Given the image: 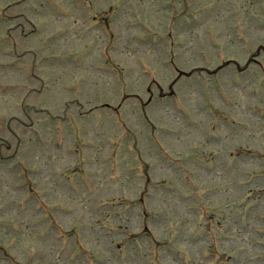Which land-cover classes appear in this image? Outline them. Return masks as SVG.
<instances>
[{
  "label": "rangeland",
  "instance_id": "obj_1",
  "mask_svg": "<svg viewBox=\"0 0 264 264\" xmlns=\"http://www.w3.org/2000/svg\"><path fill=\"white\" fill-rule=\"evenodd\" d=\"M88 1L0 0L1 167L33 187L0 191V264H264V0ZM61 139L96 161L63 179Z\"/></svg>",
  "mask_w": 264,
  "mask_h": 264
},
{
  "label": "flooded vegetation",
  "instance_id": "obj_2",
  "mask_svg": "<svg viewBox=\"0 0 264 264\" xmlns=\"http://www.w3.org/2000/svg\"><path fill=\"white\" fill-rule=\"evenodd\" d=\"M182 4H183V1H182ZM79 5H81V4H79ZM82 5H84L85 7H87V6H89V1L88 0H83V2H82ZM73 8V7H72ZM103 8V7H102ZM187 8V7H186ZM186 8H185V6H184V4H183V6H182V14H184V16L185 17H188V11H186ZM113 9V3H112V1H110L109 3H108V5H107V7L106 8H104V9H100L99 10V12H92L91 13V24L92 25H95V27H97L98 28V26L99 27H103V29L104 30H106L107 32H108V37H109V41H110V43H108V40H107V42L106 43H104V46L105 47H108L109 48V50H111V48H112V46H113V42L111 43V40L113 39L114 40V37H113V34H114V32H110L111 31V29H110V26L112 27V10ZM75 12L76 13H78V12H81V13H85V11H83V6L82 7H77L76 8V10H75ZM183 12H185V13H183ZM62 13H63V11H62ZM176 16H177V12H176ZM11 17H14V16H11ZM171 18V17H170ZM11 19V18H10ZM171 23L173 22V19L171 18ZM82 23V22H81ZM170 23V26H172V24ZM90 24V25H91ZM169 26V27H170ZM92 27V26H91ZM168 27V29H167V32H170V28ZM93 28V27H92ZM105 31V32H106ZM180 33V32H179ZM181 34V33H180ZM100 44H102V42L100 43ZM173 44V43H172ZM174 45V44H173ZM84 47H86V46H89L88 44H86V45H83ZM81 47V46H80ZM96 49H97V47L95 48V46H91L88 50L89 51H96ZM101 51V50H100ZM172 51H173V46H171L170 48H169V50L166 52L165 51V53L163 54V53H161V54H163L161 57H165V59H162L161 58V62H163V61H165L166 62V64H165V67H166V65L168 64V68L170 67V66H172L173 64H172V59H171V54H172ZM103 54L106 56V54L107 53H105V48H103ZM160 52V51H159ZM103 54H101V55H99V56H103ZM86 57V56H85ZM85 57H80L81 58V60H83ZM169 57V58H168ZM76 58V57H75ZM168 60V61H167ZM86 63H89L87 60H84ZM108 62V61H107ZM168 62V63H167ZM86 65V64H85ZM95 67H96V65H95ZM97 69H98V67H97ZM31 79H33L34 78V76L32 75V74H29L28 75ZM29 78V79H30ZM95 82H97V79H96V81ZM20 88L22 89H26V93H30V92H32V91H34V86L33 85H30V84H28V83H25V84H21L20 85ZM25 105V106H22V105ZM20 109L23 111L24 110V112L27 110V111H29V110H34V112H36L37 110H35V108H34V104L33 105H31V106H28V103H21L20 102ZM41 110H43L44 112H46V108L44 107V106H42L41 108H40ZM27 116H28V114H27ZM28 118H29V124H28V122H25V121H23L22 119H20L19 117H16V118H14L15 119V121L17 120V122H19V123H21L22 125H25V126H32L33 125V123H32V120H31V118L28 116ZM44 123L43 122H38V129H40V130H42V132L44 131V129H42L41 128V126L43 125ZM65 136L66 135H64L63 134V140H64V138H65ZM65 145V144H64ZM78 145H82L81 143H80V141L77 139V141L75 142L74 141V143H73V148L71 149L70 148V146H64L63 148H61L62 150H64V153L66 152V151H68V153H71V154H64L65 156H67V157H64L65 159L67 158L68 160L69 159H72V164L71 165H69V167H66V168H63V166H61L60 165V167H57V169H58V172L63 176V179L66 177H68V176H70V177H72V175H71V173H76L77 172V170H80V171H82V166L83 165H85V164H83V161H86V160H88V162H87V164L89 163V162H91V161H96V160H94V159H92L91 157H88L89 155H87V154H81L80 152H79V150L76 148ZM9 142L8 141H6V139H0V191H2V187H3V189H4V191H5V193H7L8 192V190L10 189V195L11 196H13V197H15L16 198V196H14V195H12L11 194V190H12V193L13 194H16L17 193V191H18V189L19 188H25V191H23V192H25V193H27V190L26 189H28V188H31V189H33V187H31V183H29V179H26L25 177H24V175H26L27 174V171L25 170L24 172L22 171L21 173V177H20V180H17V179H14V180H12V181H9V180H7L6 178H10L11 177V175L10 174H8V172L9 171H4L3 172V168H5V165L3 164L4 162H7L8 160H7V156H5L4 154L5 153H2V151L4 150H8V148H9ZM1 166H3V168L1 167ZM15 172V174H16V171H15V167H13V169L11 170V173H14ZM79 176H81V175H79ZM40 177V176H39ZM26 179V181H25V179ZM41 178H43V177H41ZM63 179H61V181H62V183L61 184H59V185H53L54 187H52V189H53V191L54 190H56V191H60V195H61V201H63V203H64V201H66L68 204H73V201L71 200V198L69 197V194H72V195H78V194H80V195H85L86 193H89V194H93V189L94 188H92V185L90 186L89 184H92V180L91 179H89V178H86L85 177V180H81V179H76V180H80V181H83V186H80L79 188H76V187H74V186H78V185H76L75 184V182L74 181H71V180H69V181H67L68 183L66 184V182H63ZM28 180V181H27ZM17 182V183H16ZM43 182V184H42V186L43 187H41L40 185V187L39 186H35V188H38V193L37 194H41V195H46V194H49V190L48 189H46V187L44 186L45 184L48 186H51L52 184H50V183H48V182H46L45 180H43L42 181ZM86 182V183H85ZM2 184H3V186H2ZM10 186V188H9V186ZM32 185H33V183H32ZM8 186V187H7ZM49 188V187H48ZM144 192H145V189H141V191L139 192V194H144ZM67 193H69V194H67ZM1 194V193H0ZM94 194H95V190H94ZM10 199H11V197H10ZM41 199V198H40ZM13 200H15L14 198H13ZM22 201H23V199H21ZM21 200H19V204H17L16 205V211L18 212V209H19V205H22L21 204ZM41 202H42V204L40 205V207H41V209H42V211L40 210V212H41V215L42 216H48L49 215V213H48V210H47V207H46V205H44L43 203V200H41ZM63 203H62V208H63ZM61 208V209H62ZM65 209V208H64ZM69 209H71V208H69ZM16 212V213H17ZM18 214V213H17ZM57 220V219H56ZM58 222H55V224H58L59 225V227L57 226V225H55V224H53V225H55V226H57L58 228H56L60 233L62 232V229H63V227H62V221L61 220H57ZM45 222V221H44ZM43 222V223H44ZM41 223V222H40ZM48 227H49V223H47L46 224V226H45V229L44 230H46V231H48ZM70 232H71V229H70Z\"/></svg>",
  "mask_w": 264,
  "mask_h": 264
}]
</instances>
